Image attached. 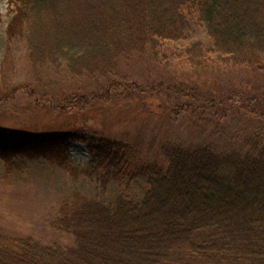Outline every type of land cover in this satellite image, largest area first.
<instances>
[{
  "label": "trees",
  "instance_id": "16d2710c",
  "mask_svg": "<svg viewBox=\"0 0 264 264\" xmlns=\"http://www.w3.org/2000/svg\"><path fill=\"white\" fill-rule=\"evenodd\" d=\"M8 16V52L22 48L35 71L54 70L59 86L74 82L53 106L63 113L128 84L121 61L156 58L170 42L190 41L182 52L194 68L215 59L264 70V0H8ZM195 19L211 48L189 40ZM127 140L81 128L0 131L7 171L38 157L102 190L118 186L112 197L79 188L63 197L49 225L70 244L0 234V264H264V127L237 145L151 144L161 156L137 170L126 167L137 147ZM71 141L87 147V166L70 157Z\"/></svg>",
  "mask_w": 264,
  "mask_h": 264
},
{
  "label": "rangeland",
  "instance_id": "374dc122",
  "mask_svg": "<svg viewBox=\"0 0 264 264\" xmlns=\"http://www.w3.org/2000/svg\"><path fill=\"white\" fill-rule=\"evenodd\" d=\"M9 20L8 0H0V131L42 133L81 128L125 142L134 139L136 151L128 156L126 167L137 170L161 156L149 150L151 144L171 139L237 145L264 127V104L255 103L256 98H264V70L228 66L215 59L206 68H194L182 52L190 41L167 43L156 58L121 61L128 84L112 87L95 105L65 113L54 110L57 98L70 95L74 82L59 86L54 70L35 71L22 48L8 52ZM197 22L195 19L189 40H202L211 48L205 28ZM114 90L118 96L113 95ZM42 95L52 100L41 99ZM182 103L183 109L176 112ZM68 152L80 165L89 164L91 157L83 143L69 142ZM37 158L15 165L12 171L0 159V234L32 236L44 244H70V236L49 225L63 197L74 188L112 197L118 186L114 182L102 190L83 173L73 176L64 163Z\"/></svg>",
  "mask_w": 264,
  "mask_h": 264
}]
</instances>
